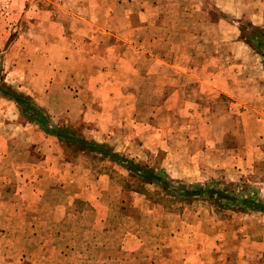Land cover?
Returning <instances> with one entry per match:
<instances>
[{
    "label": "rangeland",
    "instance_id": "374dc122",
    "mask_svg": "<svg viewBox=\"0 0 264 264\" xmlns=\"http://www.w3.org/2000/svg\"><path fill=\"white\" fill-rule=\"evenodd\" d=\"M38 3L0 0V88L109 151L0 92V264H264V0Z\"/></svg>",
    "mask_w": 264,
    "mask_h": 264
},
{
    "label": "trees",
    "instance_id": "16d2710c",
    "mask_svg": "<svg viewBox=\"0 0 264 264\" xmlns=\"http://www.w3.org/2000/svg\"><path fill=\"white\" fill-rule=\"evenodd\" d=\"M0 92L5 95L6 97L14 100L17 104L20 105V107L23 109V113L24 116L28 119L29 122H36L38 124H40L43 129H45L48 132H54L55 135H57L59 138H63L66 139L67 141H73L75 142L74 144H79L84 146L85 149H88V151L90 152H94L96 150H100L105 154H108V152L106 153V151H109L104 145H100V144H96V143H90L88 140H84L82 138H72L71 136H68V132H64L61 129H53L52 126L49 125V121L47 119V117L44 115H42L40 108H38L37 106L33 105L28 98L13 92V91H9V90H3V88H0ZM52 130V131H51ZM81 146V147H82ZM121 159V158H119ZM131 170L134 171L133 167H129ZM152 179L155 182L158 183H162L164 186H168L169 184H167L168 182L166 180H163L162 178V174L160 176H157V174L155 172H143V179ZM145 180V179H144ZM177 194L181 197H196V196H201V195H205L208 194L209 198L212 200H216L217 202H219L220 204L223 205H230L235 203L234 202V198H232V196H230V194H228L227 191H218L215 189H203L200 186H196L193 188V190H183L182 193L177 192ZM243 202L241 203L242 207H251V202L249 201V198H243ZM263 210V209H261Z\"/></svg>",
    "mask_w": 264,
    "mask_h": 264
},
{
    "label": "crops",
    "instance_id": "0c3cea01",
    "mask_svg": "<svg viewBox=\"0 0 264 264\" xmlns=\"http://www.w3.org/2000/svg\"><path fill=\"white\" fill-rule=\"evenodd\" d=\"M27 1V0H26ZM38 4H37V6L36 7H34L33 6V8H27L25 11H23V13L21 14V15H18V14H16V13H14L12 16H11V18H13V16L14 17H17V16H20V17H22L23 16V14H24V16L25 17H32V18H38L39 20L41 19L42 21L44 20V18H46L47 17V15H49V11H47L44 7H42V6H40V0H38ZM97 10V9H96ZM96 10H93V9H89V10H86L85 12H84V16L85 17H92V16H94V15H99V16H104V17H109V15H110V13H109V11H107V10H104V9H101V12H96ZM50 15H54V14H51L50 13ZM83 15H81V16H83ZM70 16H73V17H78V14H75V13H70ZM252 16H254L255 17V15H254V13L252 14ZM256 16H258V17H264V10H261V13H257L256 12ZM10 18V19H11ZM9 19V20H10ZM6 25L7 26H9L10 27V30L11 29H13V26H10L9 24H8V22H6ZM6 26V29L8 28ZM41 26H45V24H44V21L42 22V25ZM60 30V29H59ZM138 30H139V28H138ZM97 31H99L100 33H103V34H107V33H110L111 31L109 30V28L108 27H106L105 26V28L103 27V26H101V27H98V30ZM247 42V46H248V44H249V49H251V50H253L251 47H253V45H252V43L251 42H248V41H246ZM111 86L113 87H115V84L114 83H111ZM102 88H103V86L102 85H99V89L100 90H102ZM79 93H81V92H79ZM79 93H77V94H79ZM112 93V92H111ZM111 93H109V96H113V95H115V91H114V93L113 94H111ZM73 103H74V105H76L77 103H79V100L77 99V100H73ZM101 105V104H100ZM132 109V108H131ZM97 111H99V109L97 110ZM78 113H79V111H77ZM88 113H89V111H88ZM93 113H95L96 115H97V119L98 118H100V119H102L103 118V116L105 115V111L104 112H101V111H99V112H96V111H93ZM120 113H122V112H120ZM109 115L110 114H108V117H109ZM88 117V114L86 113V119H88L87 118ZM76 118V117H75ZM75 118L73 117V118H71V120H75ZM78 118V117H77ZM115 119V118H114ZM121 119H122V117H121ZM109 121H112V118H111V116L109 117ZM120 120H117V122L118 123H115L114 124V126H113V129L114 128H116V129H118V131H120L122 128H121V126H123V124H121L120 122H119ZM110 125V124H109ZM96 127L98 128V129H100V131H102V129H103V132H105L106 133V130L107 129H109V126L106 124V123H104V124H98V125H96ZM121 128V129H120ZM106 129V130H105ZM120 133V132H119ZM243 259V260H242ZM240 261L243 263V264H249V261H248V259L247 258H244V257H240Z\"/></svg>",
    "mask_w": 264,
    "mask_h": 264
}]
</instances>
